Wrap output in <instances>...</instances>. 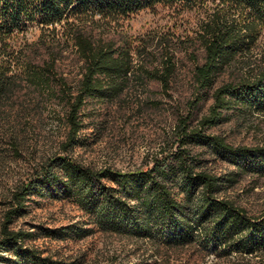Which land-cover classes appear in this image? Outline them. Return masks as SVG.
Instances as JSON below:
<instances>
[{"label": "trees", "instance_id": "obj_1", "mask_svg": "<svg viewBox=\"0 0 264 264\" xmlns=\"http://www.w3.org/2000/svg\"><path fill=\"white\" fill-rule=\"evenodd\" d=\"M207 2L211 10L196 35L203 58L193 68V96L159 151L128 168L78 159L88 103L114 101L132 80H156L167 90L175 72L169 45L148 66L134 55L144 49L115 24L156 3ZM32 26L42 30L37 39L13 40ZM262 29L264 0H0V165L24 162L0 198V264H80L44 254L28 241L36 230L15 225L32 196L70 199L86 215L81 223L42 227L51 238L101 230L154 246L200 244L220 257L236 251L264 258V208L251 212L229 193L245 174L264 175V142L236 143L212 130L234 115L264 114V59L218 80L245 64ZM68 47L81 62L74 80L59 67ZM53 116L57 140L39 150V128Z\"/></svg>", "mask_w": 264, "mask_h": 264}, {"label": "rangeland", "instance_id": "obj_2", "mask_svg": "<svg viewBox=\"0 0 264 264\" xmlns=\"http://www.w3.org/2000/svg\"><path fill=\"white\" fill-rule=\"evenodd\" d=\"M211 6V2L192 7L179 3H156L115 24L117 30L127 35L135 49H144L141 56L134 55L144 58L148 66L156 65L163 47L169 45L174 51L175 72L167 90L156 80H132L114 101L88 103L80 131L87 142L75 147L74 155L78 159L97 166L108 164L128 168L143 165L159 151L177 111L186 107L187 100L193 96V68L196 61L203 58V49L196 40L197 30ZM40 33V28L32 26L16 33L13 40L37 39ZM262 59L264 29L243 60L245 64L229 68L218 80L238 76L247 69V65ZM80 63L72 48L68 47L63 51L59 67L70 80H74L80 75ZM209 102L200 103V113L206 111ZM57 126V117L45 119L39 128L41 138L36 143L37 149L57 140ZM212 130L223 132L236 143H263L264 114L234 115ZM21 166H24L21 159L0 165V198L14 184ZM229 193L249 211H260L264 208V175L245 174ZM28 203L27 213L14 222L17 226L36 230L37 237L28 241L42 249L44 254L78 260L80 264H264V258L257 253L241 256L233 251L220 257L213 249L206 253L200 244L154 246L148 240H135L101 230L76 239L51 238L41 232L42 227L81 223L86 215L76 203L66 198L32 196Z\"/></svg>", "mask_w": 264, "mask_h": 264}]
</instances>
